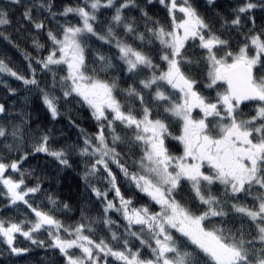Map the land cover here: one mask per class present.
Segmentation results:
<instances>
[{
	"label": "snow or ice",
	"instance_id": "snow-or-ice-1",
	"mask_svg": "<svg viewBox=\"0 0 264 264\" xmlns=\"http://www.w3.org/2000/svg\"><path fill=\"white\" fill-rule=\"evenodd\" d=\"M157 3L163 22L150 14ZM14 7L35 55L23 71L0 58V74L34 90L53 119L62 102L86 105L97 131L52 146L50 129L34 135L30 113L0 103V190L33 214L0 219L9 255L30 252L16 246L21 234L63 264H264V0H240L216 20L190 0H6L0 26ZM69 124L78 127L70 110ZM72 153L86 161L87 199L102 207L94 218L77 207L65 224L55 213L73 205L23 164L44 154L71 167ZM97 175L103 190L89 182Z\"/></svg>",
	"mask_w": 264,
	"mask_h": 264
},
{
	"label": "trees",
	"instance_id": "trees-1",
	"mask_svg": "<svg viewBox=\"0 0 264 264\" xmlns=\"http://www.w3.org/2000/svg\"><path fill=\"white\" fill-rule=\"evenodd\" d=\"M5 2L6 0H0V4ZM54 2L57 5H61L67 3L68 0H54ZM72 2L75 3L76 0H72ZM215 2L216 7L212 8L207 3V0H190V3L209 20L217 19L214 15L216 12H223L226 14L227 11L236 6L240 0H215ZM22 11V8L14 7L9 16L11 25L9 27L0 26V33L10 35L12 40L19 45L18 48L13 47L6 40L0 38V58H6V62H11L10 67L20 69L21 71H23L26 66L25 53L28 52L35 55V51L31 46V40L25 39L27 33H17V28L21 23L20 14ZM150 14H154L156 18L163 22L167 13L166 10L157 3ZM254 14L259 16V9ZM179 16L178 14V17ZM69 19L72 18L69 17ZM72 22L76 23L77 21L73 19ZM216 26L219 27V24L217 23ZM33 35H35V33H33ZM40 40L42 43L44 42L43 36L40 37ZM5 82L12 88H16L17 93H9L8 89L4 86ZM208 94L214 95L215 92L213 93L212 91ZM57 95H59V93H57ZM0 103L13 106L9 108V111L13 113L20 110L30 113L31 129L34 135H38V133L35 132L37 126L44 130L50 129V134L53 137L52 146L76 144L82 139L83 133L94 134L97 131V123L95 119L92 118L91 110L86 105L77 104L75 100H71L67 104H63L62 102L60 107L61 115L53 119L50 113L47 112L43 101L37 97L34 90H26L22 82L15 80V78L8 77L6 74H0ZM69 110L71 112V118L75 119L78 127H73L69 124ZM81 130H83V133ZM85 162L86 161L76 153H72L70 159L71 167H63L58 166V162L55 161L54 158L39 154L23 164L24 169H28L30 166L34 169H43V172H39L38 174L46 176L44 187L48 189L49 192L54 193L61 201L73 205V210L69 211L67 214H62L60 212L55 213L57 218L63 220L65 224L79 220L80 212L76 210L77 207L86 205L89 210L86 212V215L93 218L99 215V209L102 207L101 204L95 202L94 197L92 201L87 199L89 194L85 191ZM110 167H112L114 172L117 171L115 164L110 165ZM89 182L100 187L102 190L105 186L103 177L99 175L91 177ZM49 185H51V187H49ZM113 195L114 193H111L108 198L111 199ZM37 203L46 206L45 210L51 207L43 197H40ZM156 210H158V208ZM26 215L31 217L33 214L23 205L20 207L10 205L3 191L0 190V219H16L17 217L24 219ZM113 219H117V217L113 216ZM97 235L104 236L105 232L102 229H97ZM39 239L47 241L48 237L46 232H41ZM15 244L17 247L29 248L30 252L20 257L9 255L7 245L4 243L3 239L0 238V264H63V260L59 257L58 252L54 253L49 251L47 245L43 248L37 247L21 234L16 235ZM147 255L148 253L145 251V256L147 257ZM116 264H120V262H116Z\"/></svg>",
	"mask_w": 264,
	"mask_h": 264
},
{
	"label": "flooded vegetation",
	"instance_id": "flooded-vegetation-1",
	"mask_svg": "<svg viewBox=\"0 0 264 264\" xmlns=\"http://www.w3.org/2000/svg\"><path fill=\"white\" fill-rule=\"evenodd\" d=\"M178 2H182V0L181 1H178ZM159 6H161V5H159ZM161 7H163V6H161ZM178 14L180 15V13L177 11V16H178ZM215 92V90L213 91V93ZM245 203H250V201L249 202H245Z\"/></svg>",
	"mask_w": 264,
	"mask_h": 264
},
{
	"label": "rangeland",
	"instance_id": "rangeland-1",
	"mask_svg": "<svg viewBox=\"0 0 264 264\" xmlns=\"http://www.w3.org/2000/svg\"><path fill=\"white\" fill-rule=\"evenodd\" d=\"M197 110H194V113L196 112ZM159 210V209H158Z\"/></svg>",
	"mask_w": 264,
	"mask_h": 264
}]
</instances>
